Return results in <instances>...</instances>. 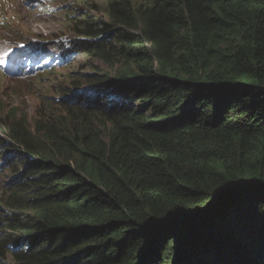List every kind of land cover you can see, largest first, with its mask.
I'll list each match as a JSON object with an SVG mask.
<instances>
[{
  "label": "trees",
  "instance_id": "16d2710c",
  "mask_svg": "<svg viewBox=\"0 0 264 264\" xmlns=\"http://www.w3.org/2000/svg\"><path fill=\"white\" fill-rule=\"evenodd\" d=\"M105 11L74 47L114 75L0 124V264H264V0Z\"/></svg>",
  "mask_w": 264,
  "mask_h": 264
},
{
  "label": "rangeland",
  "instance_id": "374dc122",
  "mask_svg": "<svg viewBox=\"0 0 264 264\" xmlns=\"http://www.w3.org/2000/svg\"><path fill=\"white\" fill-rule=\"evenodd\" d=\"M109 1L0 0V50L11 46H43L39 48L42 59L38 65L44 62L43 67L25 78H11L0 71V124L16 118L33 126L36 117L64 116V103H76L78 95L73 91L88 88L87 79L94 72L114 75L119 62L112 68L108 61L91 57L88 48L74 47L76 42L88 37L80 32L86 25L82 19L111 20L105 11ZM129 1L144 4L147 0ZM6 151L0 148L1 157ZM12 161L18 164L17 157ZM11 176L9 171L0 172V196L1 181Z\"/></svg>",
  "mask_w": 264,
  "mask_h": 264
},
{
  "label": "clouds",
  "instance_id": "9594fccd",
  "mask_svg": "<svg viewBox=\"0 0 264 264\" xmlns=\"http://www.w3.org/2000/svg\"><path fill=\"white\" fill-rule=\"evenodd\" d=\"M21 44V43H18ZM39 48H43V47H39ZM39 48L38 47H28V48H23V47H19V46H11L9 48H3L2 50H0V61L3 62L0 63V71L2 70L3 73H6V67L4 68V66L11 62L12 64H15L16 62L18 63V61H22V64L26 63L25 66V71L22 72L20 74V76H18V78H25V77H29L30 73L34 71V63L32 61H27L26 58L28 57H32L34 58L37 63L42 59L40 57L39 54ZM14 51V52H12ZM16 52V55L14 56L13 54ZM17 59V61H15V59ZM14 59V60H12ZM48 59H50V57H48ZM44 62H42L43 65ZM4 68V69H3ZM8 75H10L9 73H6ZM86 89V88H84ZM73 92H75V94H77L76 96L79 97L80 93H79V89L74 90ZM0 134L4 135V131H3V127L0 126Z\"/></svg>",
  "mask_w": 264,
  "mask_h": 264
},
{
  "label": "water",
  "instance_id": "95a60500",
  "mask_svg": "<svg viewBox=\"0 0 264 264\" xmlns=\"http://www.w3.org/2000/svg\"><path fill=\"white\" fill-rule=\"evenodd\" d=\"M13 55L15 56L16 55V52ZM17 59L18 58H16L15 61H17ZM12 60H14V59H12ZM26 60L27 61H32L34 63V70H38L39 68L43 67V65H38L37 61L34 58H32V57H28V58H26ZM14 65H15V67H17L19 69V71L17 69H15L16 72H13L12 70L8 69V68H15V67H13L12 63L9 62V63H7L5 65V66H7L5 72L6 73H9L10 76H11V78H18V76H20V74L23 72L22 70H23V68H25L26 63L22 64V61H21L20 63L19 62L18 63L16 62ZM20 65H22V67ZM5 66H4V68H5ZM1 72H2V70H1ZM82 91L83 90L79 91V93H82Z\"/></svg>",
  "mask_w": 264,
  "mask_h": 264
},
{
  "label": "bare ground",
  "instance_id": "6f19581e",
  "mask_svg": "<svg viewBox=\"0 0 264 264\" xmlns=\"http://www.w3.org/2000/svg\"><path fill=\"white\" fill-rule=\"evenodd\" d=\"M19 63L21 62V61H18ZM13 65V67H15V65L14 64H12ZM21 67H22V65H20ZM5 67H7V66H5ZM8 69H10V68H8ZM15 69H17L18 71H19V69L17 68V67H15V68H11L10 70H12L13 72H16V70ZM23 72L25 71V68H23V70H22ZM21 72V71H20Z\"/></svg>",
  "mask_w": 264,
  "mask_h": 264
}]
</instances>
